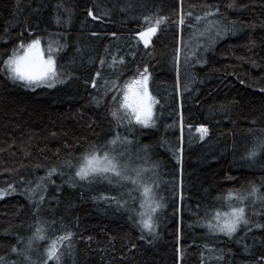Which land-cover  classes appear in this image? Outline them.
<instances>
[{"label": "trees", "instance_id": "1", "mask_svg": "<svg viewBox=\"0 0 264 264\" xmlns=\"http://www.w3.org/2000/svg\"><path fill=\"white\" fill-rule=\"evenodd\" d=\"M178 1L0 0V189L10 184L16 189L0 199V256L9 264H27L11 249H23L36 226L35 203L22 193L53 167L58 171L34 201L44 196L38 217L47 223L50 239L62 233L61 225L75 234L62 264H264V227L248 231L240 225L231 240L204 230L206 210L215 215L240 203L227 198L230 192L256 186L264 194V151L246 158L264 140V0H185L182 8ZM217 6L218 16L208 19H218L229 31L207 32L194 59L188 41L196 22L185 16L180 25L181 14L203 17ZM156 15L167 21L146 49L136 33L149 25L145 17L154 23ZM34 38L41 39L45 56L56 59L64 83L33 91L8 79L3 61L14 50L20 55V45ZM113 55L125 59L120 73L100 65L101 57L111 62ZM146 65L157 101L154 124L144 128L133 119L117 126L109 111L116 92L104 95V81L119 76L122 87ZM117 135L118 142L109 145ZM92 145L127 150L130 161L141 153L145 162L149 155L160 166L161 181L152 184L162 205L153 214L154 235L135 223L141 196L129 195L131 183L110 173L80 180L76 169L66 166V161L77 165ZM243 204L251 225H264V203ZM47 244L34 242V264H42ZM221 249L223 260L216 258Z\"/></svg>", "mask_w": 264, "mask_h": 264}, {"label": "snow or ice", "instance_id": "2", "mask_svg": "<svg viewBox=\"0 0 264 264\" xmlns=\"http://www.w3.org/2000/svg\"><path fill=\"white\" fill-rule=\"evenodd\" d=\"M232 7V5H228ZM219 13V7L215 9H209L205 12L204 16L193 15L192 12L182 13L179 19V24H185V16L192 17L195 20L194 27L200 31L201 22H203V29L200 32L203 35L204 32H209L215 30L216 35L220 36L224 32L229 31L226 26H222L218 19H208V17H217ZM88 15L93 19H97L93 12L89 10ZM153 17H145L146 21H149L147 28H142L138 33H136L137 43H142L144 48H149L153 44L152 37L157 34L160 29V25L167 21V17L156 15L154 18V23H151ZM31 35V33H29ZM41 39L34 38L30 43L24 45L23 43L20 47L25 48L23 56L17 55L15 50L11 56L3 61L4 67L7 69L8 79L12 80L14 83L19 82L23 87L30 90H35L38 87L53 88L58 83H64V73L61 72L57 67L56 59L49 54L47 57L44 56L41 50ZM52 49H49L51 53ZM107 51V49H106ZM179 53V50H178ZM187 61V56L185 57ZM112 68L114 72L120 73V65L125 64L124 57L112 56L111 62H107L103 57L100 58V65L103 67L105 64ZM0 71H4L0 68ZM101 76V71L98 69L96 71V77ZM119 76H117L118 80ZM117 80H105L104 81V95H107L109 91H115L116 94L112 96V101L114 107L110 108V115L114 121H117V126H121L123 123H131L135 120L137 125H141L144 128H149L153 126V106L157 103L156 99L149 93V80L150 72L148 66H144L141 70L139 67L136 69V75L132 80L125 84L124 88H121L117 83ZM91 86L93 88L97 87V80L93 78L91 81ZM186 90V89H185ZM122 93V95H121ZM93 100L99 104L102 101L97 100L93 97ZM121 110H124L122 113ZM198 131L203 134H207V128H200ZM203 138V137H201ZM119 135L114 137L112 140L108 141L109 145H115L119 140ZM130 143V141H126ZM264 151V140L259 141L253 145L251 149L248 150L247 159H253L258 154ZM102 153V154H99ZM123 153L117 152L115 148H107L106 146H96L92 145L85 153L79 158L77 165H73L71 161H66L65 164L68 167L75 168V176L80 180H88L90 177H95L97 174H111L115 176L118 181L130 182L133 185V189L129 191V195H132L133 191H139L141 196L140 211L138 215L140 219L135 221L141 230L148 231L150 235H154L155 225L153 223V214L162 206L159 201L155 198L153 193L152 184L150 178L145 177V173L152 171L149 166H135L130 167L129 162L122 159ZM145 165L147 161L145 160ZM58 169L56 167L50 168L47 171L46 177H41L36 183L35 187H32V182H28V186L25 188L24 193L26 198L30 202L35 203L34 215L37 216L35 231L32 237L25 242L23 249H18L13 246L11 251L17 255L23 256V259L27 264H34L31 259L30 252L33 250V244L36 241L48 240L47 247L44 249L45 259L42 264H62V258L64 256V249L71 250L73 247L74 232L70 227L61 225L62 233L58 235L55 239H50L47 236V223H41L38 213L40 211V205L44 200V196L41 194L38 201H34L35 196L38 191L43 190V186L48 182L49 178L54 175ZM62 174V173H61ZM103 178L109 179L111 182V177L105 175ZM71 181L72 178L69 177ZM16 189L13 185H8L6 189H0V199H3L5 195L12 194ZM249 197L254 198V200H260L264 203V194L260 193L256 186H251L250 190L245 192H230L228 194V199L235 198L240 203L236 205H229L227 211H221L217 209L215 215H211L206 210L207 227L213 234H222L228 237L230 240L233 239L235 233L237 232L240 225L249 226L248 231L252 230V227L261 228L264 225L256 223L251 225L250 220L245 215V205L243 201L247 200ZM136 199V197H132ZM101 199H114L109 197H101ZM119 206L123 207V204L119 200L116 201ZM126 203V201H125ZM214 221V223H213ZM87 239L91 240V237ZM18 242H20L18 240ZM237 243L241 240L237 239ZM179 252V249H177ZM214 251V250H210ZM244 251H248V246H245ZM219 260L224 259L223 249L220 250V254L216 257ZM264 260V255L260 257ZM0 264H9L6 257L0 256ZM15 264V262H11Z\"/></svg>", "mask_w": 264, "mask_h": 264}, {"label": "rangeland", "instance_id": "3", "mask_svg": "<svg viewBox=\"0 0 264 264\" xmlns=\"http://www.w3.org/2000/svg\"><path fill=\"white\" fill-rule=\"evenodd\" d=\"M184 1L185 0H179L178 1V8H182L183 7ZM202 29H203V22L201 23L200 31L197 30V32L194 33L190 37V39L188 41L189 42V47H191V50H190L191 51V56L194 59L196 58V46H197V43H202V40L205 38L206 33H207V32H204L203 35H201L200 32L202 31ZM24 52H25V48L21 51L20 56H23L24 55ZM45 57H47V56H45ZM189 57H190V55H189ZM189 57H188V59H189ZM175 67H176V71L179 74V59H177ZM5 71H6V74H7V69L6 68H5ZM124 86H122L121 88H124ZM148 86H150V83L148 84ZM149 93L151 94L150 90H149ZM121 95H122V93H121ZM155 105L153 106V115H154ZM121 112L123 113L124 110H121ZM121 153L124 154L123 157H122V159L124 161H126V162H129V164H132L133 165L132 167H135V166H149V167H151L152 168V171L146 172L144 175H145V177L150 178V183H151V181H154L156 183V185H158V183L161 181V179H160L161 170L159 169L160 166L158 164H152L151 161H150L151 160V157H149V155L147 156V160H146L147 161V165H145V162L143 160V157H142V154L141 153H138V154L134 155V157H133V159L131 161L128 159L129 152L127 150H124ZM126 183H130V182H126ZM245 201H248L251 204H256L259 200H254V198L249 197ZM162 219H163V217H160V220H162ZM153 223H154V218H153ZM154 230H156V229H154ZM204 230H206L207 232H210L209 229H204Z\"/></svg>", "mask_w": 264, "mask_h": 264}, {"label": "bare ground", "instance_id": "4", "mask_svg": "<svg viewBox=\"0 0 264 264\" xmlns=\"http://www.w3.org/2000/svg\"><path fill=\"white\" fill-rule=\"evenodd\" d=\"M187 31H188V30H187ZM193 31H194V30H193ZM193 31H192V32H193ZM185 32H186V31H185ZM188 36H190V35H188ZM189 38H190V37H189ZM184 39H185V38H184ZM204 40H205V39H204ZM182 43H183V42H182ZM112 104H113V103H112ZM178 136H179V135H178ZM178 141H179V139H178ZM175 143H176V142H175ZM175 143H174V144H175ZM173 147H174V146H173ZM180 148H181V147H180ZM179 153H180V152H179ZM180 159H181V158H180ZM127 161H128V160H127ZM174 163H175V162H174ZM178 163H179V161H178ZM116 193H117V192H116ZM114 195H115V194H114Z\"/></svg>", "mask_w": 264, "mask_h": 264}, {"label": "water", "instance_id": "5", "mask_svg": "<svg viewBox=\"0 0 264 264\" xmlns=\"http://www.w3.org/2000/svg\"><path fill=\"white\" fill-rule=\"evenodd\" d=\"M142 44V43H141Z\"/></svg>", "mask_w": 264, "mask_h": 264}]
</instances>
